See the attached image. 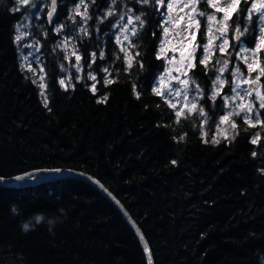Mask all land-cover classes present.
<instances>
[{"label":"trees","instance_id":"1","mask_svg":"<svg viewBox=\"0 0 264 264\" xmlns=\"http://www.w3.org/2000/svg\"><path fill=\"white\" fill-rule=\"evenodd\" d=\"M79 2L59 0L57 18L50 23L51 0H30L28 5L0 0V177L46 169L93 176L139 225L155 264H264V109L254 94L248 98L255 104L251 115L255 123L258 110L261 123L251 126L241 113L219 130L220 117L234 107L228 111L223 97L235 95V69L245 76L258 74L249 73L240 58L242 45L251 49L259 41V14L247 19L251 0H243L228 21L225 51L217 48L207 68L199 63L204 55L200 51L189 71L203 89L198 106L207 116L182 115L179 123L167 99L153 92L166 67V59L157 58L164 40V9L155 0H85L90 17L85 22L73 13ZM42 3L41 17L33 18L29 27L41 58V80L24 65L23 41L15 37L17 27ZM201 7L209 14L206 3ZM109 10L113 15H107ZM137 15L144 23L136 22V35H131L135 47L129 52L135 58L129 68L116 27L121 16ZM63 28L76 36L81 72L67 64V51L58 47ZM237 28L247 31L239 35ZM205 31L203 23L202 44ZM224 60L228 68L221 74L217 69ZM260 60L264 66L263 54ZM217 75L225 84L212 101ZM69 76L71 86L66 81L62 87L59 80ZM106 79L113 82L106 84ZM0 264L147 261L136 235L104 196L86 182L61 180L24 188L0 186Z\"/></svg>","mask_w":264,"mask_h":264},{"label":"snow or ice","instance_id":"2","mask_svg":"<svg viewBox=\"0 0 264 264\" xmlns=\"http://www.w3.org/2000/svg\"><path fill=\"white\" fill-rule=\"evenodd\" d=\"M19 4L22 5H28L30 3V0H17ZM56 2L57 0H51L52 8L51 11L48 12V16L51 18L53 13L56 10ZM94 2V0H93ZM113 3H115V0H112ZM142 4H149L152 2V0H139ZM203 2L206 3L209 7L214 9V12L211 14H208L204 11H200L198 9V5ZM155 4L159 6L160 9H166V19L163 21V24L161 25L163 29V35L164 40L162 41L161 48L157 54V58L160 59L163 55V58L166 59L167 63L169 65H174V62L179 65V67H169L166 70V75L169 79L176 80L181 87L179 89L174 90V96L175 97H181L182 100L178 101V103H182V107H177V103H172L171 101L166 102L169 104V107L175 110V116H176V123L180 122V118L182 115L187 116L191 115L192 113L198 112L200 116L206 117L207 113L205 112V109L202 106H198V102L200 99L203 98V89L196 83L194 79L187 78V71H181V69H191L195 68V53L198 47H201L200 45L196 44V32L200 29V20L198 17H204L207 21L206 25V36H207V43L204 44L203 52L204 55L200 59L199 63L205 65L207 68L208 64L207 62L210 59V54L213 52L214 48H218L220 52L225 51V47L228 45V40L224 39L223 43L220 45H214V41L217 39H220L221 37L225 36L229 25L228 21L231 19L232 14L238 10V5L240 4V0H231L229 3L228 0H155ZM84 8V11L81 12V8ZM187 9V11H185ZM248 16L247 19L249 21L252 20L253 13L256 12L259 14V21L262 25H264V2L261 3H253L251 9L247 10ZM74 15H79L82 20L87 22L88 19H90L88 15L87 10V4L85 3V0H80V2L73 8ZM216 13H223L222 17L217 20ZM108 16L113 15V10H109L107 13ZM121 20L124 19L123 16L120 18ZM134 22H139L141 26H143V20L141 16L137 15L135 17L129 16L127 19L128 25H133ZM62 27V26H61ZM195 29V31H193ZM215 29V30H214ZM61 29L57 28L56 31L59 32ZM17 31L19 32V27H17ZM80 31L84 33L85 35H88V30L85 27H81ZM128 28L123 27L121 28V35L116 37L118 44H123L125 41L129 42L128 48L121 47V51L125 54V59L128 62V67H132V61L134 60V56L129 52V48H134L135 45L131 44L129 35H128ZM247 29L241 30L240 28L236 29V32L239 35H243L244 32H246ZM261 35L259 38V42L256 44L255 48L243 49L244 53H247V55H241V59L244 60L245 64L247 65L249 73L251 72H257L255 78H245L241 81V77L244 75L241 73L239 68H236L233 72V76L235 77V80L233 81L234 87L232 88V92L235 93L233 96H224V106L229 107L230 102L234 104V107H232V110L229 111L227 114L222 115L220 117V124H225L230 121V118L232 116H241V113H244L243 119L245 123L255 126V124H260V116L259 111L257 110L255 112V123H253V117L250 115L253 113L255 104L248 100L249 97H252L253 94L255 96V100L259 102V108L264 109V93L260 91V80L262 77H264V66H262V62L259 60V53L261 51H264V27H261L260 29ZM187 33V35H185ZM219 33V35H217ZM26 33L20 32L19 35L15 37V40L19 42ZM131 35H136V29L135 27L131 29ZM169 35L172 36L173 39L177 41V45L179 46V52H180V59L177 61V58L175 55H173L171 58L167 57L166 50H165V44L169 43L168 37ZM187 42V43H186ZM70 42L68 40L63 41L61 44L58 45V47L64 48L66 51L69 48ZM72 52L71 55L75 56L76 64L74 67H76L77 72L81 71V56L77 54L75 45L72 44ZM173 53L177 51V46L174 45L171 49ZM135 55H139V53H136ZM104 53L103 51L100 52V58L103 59ZM68 57L65 56V59ZM252 59V62L249 63V59ZM25 60H27V57H24ZM96 59V53H91V62L94 63ZM217 63H221L220 61H217ZM228 60H224L222 62V66L217 69L219 73H223L228 68ZM89 67H91V64H89ZM143 67V65H141ZM29 71H33L31 66L28 67ZM61 70H63V65H61ZM176 70L177 72H180L179 76L173 77L171 75L172 71ZM41 71H43L41 69ZM104 72H108L107 68L103 69ZM184 76L186 78L181 79L180 77ZM88 78L90 80L95 81L96 76L89 73ZM43 77H41V80ZM71 79L72 77H67V84L68 86H71ZM79 79V77H77ZM164 78H161V83H163ZM35 82V81H34ZM113 81L106 79L105 83L110 84ZM59 83L62 87L66 85L65 79H60ZM249 84L251 87L244 90V94L241 95L237 90L241 87V84ZM225 84V80L221 78L220 75L216 76L215 81H213V90L211 93V96L209 97L212 101L216 100V97L220 95V90L223 88ZM192 86H195V95L189 99V92L192 90ZM46 87L45 84L41 83L40 88L43 90ZM67 90V88H65ZM91 90L95 93L96 87L95 84L92 85ZM154 94L165 96L167 89L165 91H161L160 88H154L153 89ZM41 95H44L43 91L41 92ZM107 97H104V100H106ZM241 101L238 104H235V101ZM100 102H104L103 100ZM45 107H47V97H45ZM204 123H207V119H205ZM231 128L235 129L237 127L236 123L234 121L231 122ZM259 133L255 134V138L252 140V143H257V140L259 139ZM183 139V137H181ZM225 139H227V136H225ZM213 143H218V140L213 139ZM255 155V153H253ZM175 163V161H173ZM58 171V170H57ZM17 179H20V177H17Z\"/></svg>","mask_w":264,"mask_h":264},{"label":"rangeland","instance_id":"3","mask_svg":"<svg viewBox=\"0 0 264 264\" xmlns=\"http://www.w3.org/2000/svg\"><path fill=\"white\" fill-rule=\"evenodd\" d=\"M243 0H240V3L242 2ZM228 2L230 3L231 0H228ZM261 2H264V0H252V5L253 3H261ZM201 6V3L198 5V9L200 11H203L202 10V7L200 8ZM239 6V5H238ZM45 9V4L42 3L40 5L39 8H37L34 13L32 14V16L30 17H27L24 22H22L20 25H19V32H18V35L20 34V32H23V33H26V35L21 39L23 41V43L21 44V57H22V61L24 63V65H26L27 67L31 66V68L35 71L36 73V77L37 79H41V77H43V73L41 71V58H40V55L38 54V49H37V46L36 44H34L33 42V39L31 38V35H30V30H29V27H30V24H31V21L33 20V18H40L41 15H42V11ZM206 9L208 10L209 14L213 13L214 12V9H212L211 7H209L207 5ZM187 11V9L185 10ZM82 12V11H81ZM166 14H167V10L164 9V20L166 19ZM58 15V13H57ZM223 13H221V15H219L218 13H216V16H217V20H219L221 17H222ZM57 18V16H56ZM127 19H123V20H120V22L117 24V33H116V37L121 35V28L123 27H127L128 28V35H129V38H131V29L135 27V29L137 28V24L136 22H134L133 25H128L127 24ZM198 19L200 20V26L204 23V25L206 26L207 25V21L204 17H198ZM56 20V19H55ZM55 20L53 22H55ZM203 21V22H202ZM61 25H58L57 27H59ZM261 27H264V25H261ZM261 29V28H260ZM62 36H63V41L65 40H68L70 42L69 44V48L67 49V54H68V58H67V64L68 65H75L76 64V61H75V56L71 55V52H72V47L71 45L74 44L75 45V49H76V52L78 55H80L81 53V49H80V46L77 44L76 42V36L73 35L72 33V36L70 34H67L68 31H70V29L68 31H66L65 28L62 29ZM215 30V29H214ZM66 31V32H65ZM193 31H195V29H193ZM185 35H187V33H185ZM217 35H219V33H217ZM260 35H261V32L259 30V38H260ZM196 41L195 43L200 45L201 47H198L197 50H196V53H195V57L197 59V56L198 54L200 53V51L203 52V45L206 44L208 41H207V36H206V31H205V43L202 44L200 41H199V31L196 32ZM224 39H227L228 42H229V32L227 31L226 35L221 37L220 39H217L215 40L213 43L214 45H220L223 43V40ZM168 41H170L169 43H166L165 44V50H166V54H167V57L168 58H171L173 55L176 56L177 58V61L180 59V52H179V46L177 45V41L175 39L172 38L171 35H169L168 37ZM237 41L240 42V37L237 36ZM259 42V41H258ZM187 43V42H186ZM229 44V43H228ZM129 45V42L128 41H125L123 44H121L122 47H125L127 48ZM176 45L177 46V51L175 53H173V51L171 50L172 47ZM228 46V45H227ZM242 52H243V49L245 48H248L247 46L245 45H242ZM227 48V47H226ZM255 48V47H254ZM253 49V48H251ZM212 54V53H211ZM211 54H210V57H211ZM264 55V51H261L259 53V60L261 59V55ZM243 55H247V53H244L243 52ZM81 56V55H80ZM24 57H27V60L24 59ZM163 57V55H162ZM196 59H195V64H196ZM261 61V60H260ZM33 62H36L38 64V66L36 67V65L33 64ZM252 62V59L250 58L249 59V63ZM80 65H81V61H80ZM169 67H179L178 64H176L174 62V65H169L166 61V67H165V70L163 71V73L160 75V77L158 78V80L156 81L155 83V88H160L161 91H165L167 89V92H166V95L163 96L165 99H167L168 101H171L172 103H177V107H182V103H178V101H181L182 98L181 97H175L174 96V90L176 89H179L181 87V85H179V83L174 80V79H169L166 75V70L169 68ZM186 70L187 71V78H190L189 77V71L190 69H181V71H184ZM81 72V71H79ZM242 73V72H241ZM171 75L173 77L175 76H179L180 75V72H177L176 70H173ZM164 78L163 80V83H161V78ZM256 77V76H255ZM255 77H251L250 75H243L241 77V81L245 78H255ZM181 79H184L186 77L184 76H181L180 77ZM263 78V77H262ZM260 80V91L262 93H264V82L263 80ZM223 79V78H222ZM232 79L235 80V77L232 76ZM66 80V78H65ZM67 81V80H66ZM67 85V84H66ZM251 87L249 84H244L242 83L241 84V87L237 90L241 95L244 94V90ZM195 95V87H192V90H190L189 92V99H191V97ZM236 102V101H235ZM233 104L230 102V105ZM226 109L229 111L230 107H226ZM228 113V112H227ZM226 113V114H227ZM251 115V114H250ZM252 116V115H251ZM223 126V124H220L219 125V130L222 129L221 127ZM218 135V134H217Z\"/></svg>","mask_w":264,"mask_h":264},{"label":"water","instance_id":"4","mask_svg":"<svg viewBox=\"0 0 264 264\" xmlns=\"http://www.w3.org/2000/svg\"><path fill=\"white\" fill-rule=\"evenodd\" d=\"M58 5H59V0H57L56 2V10L53 13L52 17L50 18L48 16V21L50 23H52L56 19L59 10ZM51 8H52V3H51L50 11ZM17 177H20V179H17ZM61 180H79L93 186L102 196H104L118 210V212L124 218L128 226L132 229V231L134 232L140 243L147 264H155L152 250L139 225L136 223V221L130 215V213L124 207V205L116 198V196L112 194L98 179L94 178L93 176L84 172H79L70 169H46V170H37V171L28 172L10 178L0 177V186L7 188H24L37 184H44L53 181H61Z\"/></svg>","mask_w":264,"mask_h":264},{"label":"flooded vegetation","instance_id":"5","mask_svg":"<svg viewBox=\"0 0 264 264\" xmlns=\"http://www.w3.org/2000/svg\"><path fill=\"white\" fill-rule=\"evenodd\" d=\"M226 47H227V46H226ZM226 47H225V49H226ZM216 50H217V48H214L213 52H216ZM213 52H212V53H213Z\"/></svg>","mask_w":264,"mask_h":264},{"label":"bare ground","instance_id":"6","mask_svg":"<svg viewBox=\"0 0 264 264\" xmlns=\"http://www.w3.org/2000/svg\"><path fill=\"white\" fill-rule=\"evenodd\" d=\"M7 1V0H6ZM59 6V5H58ZM212 81V80H211ZM45 219V218H44ZM25 223V222H24ZM27 223V222H26ZM41 223V222H40ZM30 225H32V224H30ZM37 226V225H36ZM34 227V226H33Z\"/></svg>","mask_w":264,"mask_h":264}]
</instances>
